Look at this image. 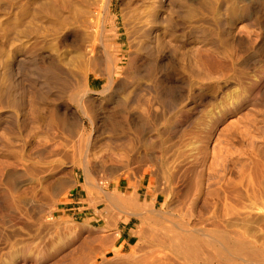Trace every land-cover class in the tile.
Returning a JSON list of instances; mask_svg holds the SVG:
<instances>
[{
  "label": "rangeland",
  "instance_id": "rangeland-1",
  "mask_svg": "<svg viewBox=\"0 0 264 264\" xmlns=\"http://www.w3.org/2000/svg\"><path fill=\"white\" fill-rule=\"evenodd\" d=\"M252 2L193 0L195 13L186 15L184 22L194 25L195 31L173 29L165 39L177 46L176 61L186 74L177 92L187 93L189 83L195 91L175 110H165L159 100H152L150 110L136 119L139 125L144 124L138 120L145 122L143 130L134 125L126 126L124 132L111 131L106 120L115 111L107 105L98 115L102 120L94 127L88 124L83 140L90 141L89 155L95 161L108 164L150 155L156 190L171 191L158 204L165 214H174L167 224L179 222L193 228L214 222L264 244V0ZM102 3L0 0V91L10 82L27 89L26 110L18 118L7 117L10 113L0 105V264H161L160 256H175L164 242L151 243L148 234L159 227L156 217L147 221L146 233L137 243L133 235L132 244L141 250L121 249L128 233L116 239L113 224L90 205L101 192L85 181L82 165L72 152L76 141L61 129L43 126V118L66 103L68 93L58 92L49 82L52 90L44 93V108L35 102L42 91L32 83L47 79L43 71L48 64L39 60L51 54L57 25L69 22L77 28L96 16L105 17L108 37L121 49L126 41L122 0H113L106 14ZM95 35L102 53V35ZM177 39L182 40L180 44ZM66 49L61 46V51ZM105 84L106 79L100 78L92 87L102 89ZM91 95L98 97L96 102L104 100ZM140 95L151 98L145 92ZM127 99L125 93L119 96V101ZM116 115L123 120L121 113ZM24 118L25 124L17 122ZM108 136H129L130 142L118 145L120 141L113 143ZM62 144L65 151L52 156L51 151ZM19 173L24 176L17 177ZM134 173L138 180L141 172ZM90 180L98 181L93 176ZM9 196L15 207L9 205ZM31 197L43 202L39 210L21 201ZM60 201L63 213L56 211L51 218V208ZM103 207L100 203L99 208ZM243 214L249 220L245 226ZM139 224L134 222L131 231ZM179 260L207 264L204 258Z\"/></svg>",
  "mask_w": 264,
  "mask_h": 264
},
{
  "label": "bare ground",
  "instance_id": "bare-ground-1",
  "mask_svg": "<svg viewBox=\"0 0 264 264\" xmlns=\"http://www.w3.org/2000/svg\"><path fill=\"white\" fill-rule=\"evenodd\" d=\"M101 1L102 10L106 14L111 9L113 0ZM252 1L250 0L251 3ZM192 3L193 0H122V28L126 41L119 46L121 49L111 43L105 17L96 16L94 21L77 28L69 22L63 26L57 25L54 34L55 46L51 54L48 59L44 55L39 60V63L48 64L43 71L47 79L39 78L32 83L34 88L38 87L39 92L42 91L35 102L39 109L44 108L47 102L44 93L52 90L49 82L58 92L68 93L67 102H63L60 107L58 104L43 118V126L48 129H61L76 141L72 152L82 165L85 181L101 192L90 201V205L95 212L101 210L102 215L113 224L116 239L122 237L123 230H128L126 232L129 233V238L125 243H121L122 250L127 246H133L135 250L138 238L146 233L144 226L147 221L150 222L152 217H156L159 227L148 234L151 243L164 242L175 254L173 257L160 256L161 264H181L179 257L192 261L204 258L207 264L215 260H218L219 264H264V244L247 238L243 231L224 229L220 224L208 221L193 228L185 227L179 222L174 225L167 224L173 220L174 214H165V209L158 207V204L160 197L162 199L165 196L166 200L171 191L156 190L157 178L150 165L153 161L150 155H146L142 160L124 159L108 164L95 161L89 155L90 141L83 140L86 128L89 125L94 127L102 120L98 115L107 110V105H111L108 110L114 108L115 111L106 120V123L111 125V131L124 132L126 126L131 128L134 125L143 130L145 122L138 120L144 124L139 125L136 119L141 117L144 111L150 110L153 106L152 100H159L165 110H175L179 108L182 100L195 91L189 83L187 93L177 92L179 82L185 80L186 74L181 64L176 61L177 46L165 39L173 29H188L191 33L195 31L194 25L184 22L186 15L195 13ZM96 32L102 35V53L97 46ZM176 41L180 44L182 40ZM62 45L67 46L64 52L61 51ZM100 78L106 79L104 87H92V83ZM15 79L17 81L19 77L16 76ZM22 88L10 82L0 91V105L4 106L6 113H10L7 117L18 118V114L26 110L27 103L23 100L26 88ZM142 92L150 95L152 99H141ZM91 93L104 97V100L96 102L98 97ZM123 93L127 94L128 99L119 101V96ZM144 106L147 108H143ZM116 112L124 117L122 121L117 118ZM37 117L42 119L43 114L38 112ZM24 120L25 118L18 119L17 122L25 124ZM107 139L113 143L120 141L118 145H127L130 142L129 136H108ZM65 149L62 144L58 150L51 151L52 156L61 155ZM23 163L27 166L25 160ZM30 167H25L26 174H29ZM135 170L141 172L138 180ZM18 176L23 177L24 174L19 173ZM91 176L98 181H91ZM121 180H125V183L122 184ZM75 181L77 182L76 179ZM76 184L73 187H77ZM59 186H62V183ZM111 186H114L115 190H112ZM55 189L57 190L56 187ZM25 199L21 201L37 210L42 207V201L37 202L32 197L27 201ZM8 202L11 207H15L16 203L10 196ZM62 203H55L51 208V218L56 211L63 213ZM100 203L104 204L102 209L99 208ZM240 218L244 226L248 224L249 220L244 214ZM134 222L140 224L138 229L131 231ZM121 223L125 224L123 228ZM209 225L212 227H207ZM133 235L137 236L135 244L131 241ZM137 249L141 250L139 247Z\"/></svg>",
  "mask_w": 264,
  "mask_h": 264
},
{
  "label": "crops",
  "instance_id": "crops-1",
  "mask_svg": "<svg viewBox=\"0 0 264 264\" xmlns=\"http://www.w3.org/2000/svg\"><path fill=\"white\" fill-rule=\"evenodd\" d=\"M124 227V226H123ZM124 231V233H127L128 232V230H123ZM127 231V232H126ZM128 236H129V233H128ZM129 238V237H128ZM127 237H125V239H124V241L126 240V239H128Z\"/></svg>",
  "mask_w": 264,
  "mask_h": 264
}]
</instances>
